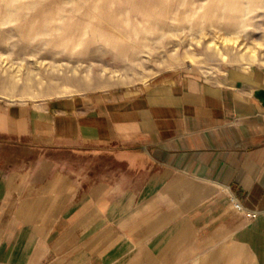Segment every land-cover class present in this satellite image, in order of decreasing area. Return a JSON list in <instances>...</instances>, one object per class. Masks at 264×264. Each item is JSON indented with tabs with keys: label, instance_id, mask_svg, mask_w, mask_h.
<instances>
[{
	"label": "crops",
	"instance_id": "obj_1",
	"mask_svg": "<svg viewBox=\"0 0 264 264\" xmlns=\"http://www.w3.org/2000/svg\"><path fill=\"white\" fill-rule=\"evenodd\" d=\"M256 78L178 73L135 94L0 99V264H264ZM50 149L120 154L127 173L82 176L46 161Z\"/></svg>",
	"mask_w": 264,
	"mask_h": 264
},
{
	"label": "rangeland",
	"instance_id": "obj_2",
	"mask_svg": "<svg viewBox=\"0 0 264 264\" xmlns=\"http://www.w3.org/2000/svg\"><path fill=\"white\" fill-rule=\"evenodd\" d=\"M232 33L237 41L225 39ZM178 73L264 84V0H0V99L8 103L135 94ZM45 160L86 177L127 173L120 154L102 150L50 149Z\"/></svg>",
	"mask_w": 264,
	"mask_h": 264
},
{
	"label": "built area",
	"instance_id": "obj_3",
	"mask_svg": "<svg viewBox=\"0 0 264 264\" xmlns=\"http://www.w3.org/2000/svg\"><path fill=\"white\" fill-rule=\"evenodd\" d=\"M236 206L241 209L242 208V205L239 203V202H236ZM258 211H247L246 214L249 216V217H256L258 215Z\"/></svg>",
	"mask_w": 264,
	"mask_h": 264
},
{
	"label": "bare ground",
	"instance_id": "obj_4",
	"mask_svg": "<svg viewBox=\"0 0 264 264\" xmlns=\"http://www.w3.org/2000/svg\"><path fill=\"white\" fill-rule=\"evenodd\" d=\"M48 32H49L48 30L45 31V33H48ZM238 37H239L238 35L232 33V34H230L229 36L225 37V39H228V40H229V39H230V40H231V39H233V40L235 39V40H236ZM236 41H237V40H236Z\"/></svg>",
	"mask_w": 264,
	"mask_h": 264
}]
</instances>
